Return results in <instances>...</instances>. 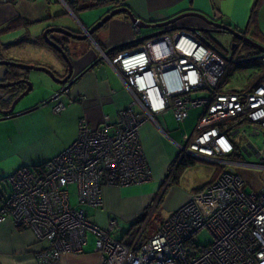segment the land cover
Masks as SVG:
<instances>
[{
  "label": "built area",
  "instance_id": "obj_1",
  "mask_svg": "<svg viewBox=\"0 0 264 264\" xmlns=\"http://www.w3.org/2000/svg\"><path fill=\"white\" fill-rule=\"evenodd\" d=\"M132 30L135 39L141 29L132 23ZM254 59L264 66V54ZM241 60L211 48L202 32L182 28L112 55L107 61L130 95L127 104L114 119L104 115L98 125L81 117L77 136L66 149L7 177L11 189L0 204V222L29 229L47 244L36 253L37 264H59L63 255L83 253L88 232L100 264H264V187L244 191V179L233 168L250 165L235 161L243 151L264 169V76L250 87L225 83L230 61ZM61 96L53 100L55 114L67 106ZM195 107L202 112L193 132L176 143L174 164L187 155L220 170L151 236L139 240L140 233L126 244L113 237L116 218L99 225L84 209L70 206L69 184L76 185L80 204L97 207L104 188L149 181L141 128L153 121L164 133L158 116L171 112L179 125ZM259 136L261 146L255 147ZM202 230L212 236L207 245L196 244Z\"/></svg>",
  "mask_w": 264,
  "mask_h": 264
},
{
  "label": "crops",
  "instance_id": "obj_2",
  "mask_svg": "<svg viewBox=\"0 0 264 264\" xmlns=\"http://www.w3.org/2000/svg\"><path fill=\"white\" fill-rule=\"evenodd\" d=\"M255 2L256 0H0V30L3 29L0 32V54L7 60L22 61L24 53L17 49H34L35 53L29 51L28 57L38 58L41 60L40 65L50 68L56 74H62L65 68L63 58L57 50L43 41V31L48 27L88 29L110 10L121 6L129 8L135 17L150 22L162 21L186 11H197L211 20L264 38L258 10L253 17ZM129 21L125 14L111 18L103 31L98 33V41H103L105 46L130 41L133 30ZM181 21L183 25H204L197 17H186ZM98 53L99 50L93 45L85 54L73 58L75 73L88 66ZM14 72L19 77L32 81L34 91H40L39 87L35 88V85L40 84H36L28 70L16 68ZM44 78L45 87L41 91L47 93L35 102H23L15 113L36 108L0 120V204L11 189L7 177L20 166L36 167L56 156L75 140L81 117L98 125L106 114L114 119L116 111L130 99L113 68L105 60H100L61 96L67 106L59 114H55L52 112L53 101H45L59 90L60 85L48 74ZM191 111L196 112L191 123L193 126L191 131L185 132ZM201 112L200 107L191 108L179 125L171 117L181 127L178 133L175 131L177 128L169 126L165 121L168 113L156 118L164 133L153 121L145 123L140 131V139L151 171L150 180L140 185L104 188L101 205L95 207L84 204L87 216L99 225H105L110 218H116L118 229L124 231L116 238L130 244L132 233L136 229L132 225L138 215L143 212L150 214L149 220L145 222L147 224L157 207L165 209L166 214L159 218L157 228L179 205L214 179L220 166H216L210 178L201 181L196 187H182L181 170L171 167L176 156V143H182L183 135L193 132ZM191 158L194 161H205L202 158ZM46 245L45 242L38 241L31 230L16 227L9 220L0 222V264H37L36 253ZM100 258V253L94 250V236L88 232L83 253L63 255L59 264H100Z\"/></svg>",
  "mask_w": 264,
  "mask_h": 264
},
{
  "label": "rangeland",
  "instance_id": "obj_3",
  "mask_svg": "<svg viewBox=\"0 0 264 264\" xmlns=\"http://www.w3.org/2000/svg\"><path fill=\"white\" fill-rule=\"evenodd\" d=\"M258 17L261 21V28L262 30H264V3H262V5L258 8ZM176 30V29H174ZM146 32H150L149 29H142V33L138 34L136 36L135 39H137L138 37H141L142 35H144ZM247 36H249L251 39H253L254 41L259 42L260 44L264 45V38H260L257 37L256 35H252V33H246ZM204 41L207 42V44L211 47L214 48L216 51L220 52L223 56H226L229 59H233L235 60L236 58H239L237 56H239V51L240 49H230V44L233 40V36L231 34H226L223 32H213L210 33L209 35L204 34L203 35ZM134 40V39H131ZM17 51H23V59H21L22 61L20 62H24L26 64H30V65H40L41 60H39L38 58H33V57H28L27 54L30 51L31 53H35L34 49H17ZM249 51V50H248ZM251 56L250 59L256 57L255 55V50L251 49ZM32 55V54H30ZM232 56V57H230ZM234 56V57H233ZM240 62H238L239 64ZM256 63H258V61L253 60L251 62L248 63L249 66H245V67H241L240 65L230 61L229 64V69H228V73L226 75L225 78V83H232V85L234 86V88H244L248 85L249 83V77L254 75L257 71L256 68ZM261 63V62H260ZM261 69L262 72H264V66H262L261 64ZM28 72L31 74V78L34 79V81L36 82V84H40L35 85V88L39 87L40 91H34V86L33 89L31 90V92L28 94V96L24 99V103L28 102L32 103L35 102L36 100H38V98L42 97L43 94H46L47 92L45 91H41V88L45 87V83L43 81V79H45L44 77H46V73L41 71V70H34V69H28ZM253 77V76H252ZM32 82V81H31ZM33 85V82H32ZM32 99V100H31ZM62 100V98H61ZM201 110V109H200ZM191 115L190 118L188 120V124L186 123L185 125V132H189L192 129L193 124V117L195 115V111H191ZM172 114L171 112L168 113V115L165 116V121L168 123L169 126H174L175 131L180 132V128L178 127L175 122H173L172 120ZM182 126V125H181ZM182 130V129H181ZM182 130V132L184 131ZM261 139L262 136H259L257 139L254 140L255 142V147H260L261 146ZM235 140H237V138H235ZM236 162L239 163H246V164H250L249 166H234V170L240 174L242 176V178L244 179L245 182V188L244 191L249 192V191H256L262 187H264V169L255 167V164H258V160L256 159V157L254 155H248L245 152H241V154L239 156H237L235 158ZM174 165H172L173 167ZM216 166H218L215 163H210L207 161H202V160H195L194 165L192 166H188L184 169L181 170L182 172V178H181V186L182 187H196L201 181H206L210 178V176L214 173V171L216 170ZM68 191H69V201H70V206H72L73 208H82V209H87L86 206H84V204H80L77 200V189H76V185L75 184H69L67 187ZM153 207H150V211L152 210ZM166 214V210L162 209L159 207H157L155 209V214L151 215L152 219L150 220V222H148L147 224L145 223L147 220H149V216L150 214H148L146 216V220L139 226H134L137 230L136 231V236L135 239L140 235L139 240H144L147 237L151 236L154 232V229L156 228V224L157 222L160 220L159 218L165 216ZM145 224V225H144ZM119 227V224H118ZM133 227V228H134ZM118 230V231H117ZM134 230V231H135ZM124 231L122 229H116V231L113 234V237H119ZM134 239V240H135ZM212 241V236L211 234L207 231V230H202L200 231L197 236H196V244L197 245H207ZM133 242V241H132Z\"/></svg>",
  "mask_w": 264,
  "mask_h": 264
},
{
  "label": "water",
  "instance_id": "obj_4",
  "mask_svg": "<svg viewBox=\"0 0 264 264\" xmlns=\"http://www.w3.org/2000/svg\"><path fill=\"white\" fill-rule=\"evenodd\" d=\"M120 14H125L130 19V21L134 23L136 26H138L139 28L154 29V31L144 34L141 37H138L137 39L130 40L127 42H122L116 45H112L106 50V54L113 52L115 50H118L126 45L132 44L134 42L146 40L151 37L163 34L165 32L173 31L174 29H178V28L186 29L189 31H200V32L211 31V32L229 33L233 35L234 37H236L237 39H239L240 41L246 44H249L250 46L255 48L257 52H259L260 54H264V45L246 36L244 34V31H239L235 28H232L229 25L211 20L205 14L197 12V11H186L178 15H175L171 18L162 20V21L150 22V21H145V20L135 17V15L127 7H124V6L116 7L110 10L100 20H98L94 25H92L87 31L88 34H92L96 30L101 28L108 20ZM186 17H197L201 19L204 23L209 25L210 28L199 27V26H194V25L171 26L172 24ZM49 32L66 34L78 40H83L87 37L86 34L79 35L77 33H73L72 31L64 27H48L47 29L43 31L42 37L46 39V41L61 54V56L63 57V60L66 63L67 70H65L66 72L62 77L57 76L53 70H51L50 68L46 66L30 65V64H26L20 61L0 59V89L13 87L21 83L26 86V88L21 93H19L17 96H15L16 93H13V94L8 93L6 96L0 98V101L2 103L10 102V106L7 109L2 108V106L0 105V120L7 119L13 116H17L19 114L28 112L32 110L33 108H36V107H32L30 109H25L23 111H19L15 113L14 110L16 109V106H18L20 103L21 104L23 103L22 101H24V99L28 96V94L33 89V85H32V82L27 79H17L15 81H6V77L9 72V67L19 68V69H24V70H28V69L41 70L47 73L58 85H60L59 90L56 91L52 97H50L49 99L45 101L46 103H49L53 101L58 95L65 94L70 89L72 84L83 74V72L88 71L89 69L95 67L98 61H100L99 59L97 61L90 63L87 67L84 68V70L80 71L78 75L75 74L74 62L67 56L65 51L53 39L48 37ZM244 60H248V59H244Z\"/></svg>",
  "mask_w": 264,
  "mask_h": 264
},
{
  "label": "flooded vegetation",
  "instance_id": "obj_5",
  "mask_svg": "<svg viewBox=\"0 0 264 264\" xmlns=\"http://www.w3.org/2000/svg\"><path fill=\"white\" fill-rule=\"evenodd\" d=\"M109 21V20H108ZM107 21V22H108ZM107 22L101 27L99 28L98 30H96L95 32H93L92 34H88V29H84V30H71L69 29L70 31H72L73 33H77L79 35H83V34H86L87 37L83 40H78V39H74L72 38L71 36H68L66 34H60V33H56V32H49L48 33V37L53 39L64 51L65 53L67 54V56L73 61V58H75L76 56H81L83 54H85L89 49H92V46H96V48L99 50V53L97 54V56L92 60V62L94 61H97V60H105L106 62L107 59H110L111 55L113 52H110L108 54H106V50L110 47V46H105L103 44V41H98V33L100 31H103L105 25L107 24ZM130 22V25L132 26V22ZM182 21L179 20L177 21L176 23L172 24L171 26H182L183 24L181 23ZM202 27H205V28H210L209 25H207L206 23H204V25ZM141 29V28H140ZM142 31V29H141ZM203 35L206 34V35H209L210 33H213L211 31H202ZM225 33V32H223ZM52 34H56V36H52ZM226 34H229V33H226ZM244 34L247 36L246 34V30L244 31ZM233 36V35H232ZM249 37V36H248ZM43 41H45L46 43H48L46 41V39H44L42 37ZM144 40L142 41H139V42H143ZM231 44L229 45L230 46V49H240L239 51V59L242 57L241 55L247 50V49H244V42L240 41L239 39H237L236 37L233 36V40L230 41ZM49 44V43H48ZM134 46H132L131 48L129 49H133L135 48V46H137L138 42H135V43H132ZM50 45V44H49ZM131 45V44H130ZM249 45V44H248ZM53 47V46H52ZM54 48V47H53ZM55 49V48H54ZM255 52H257L256 49H254ZM58 52V51H57ZM59 53V52H58ZM60 54V53H59ZM61 55V54H60ZM62 57V56H61ZM63 58V57H62ZM0 59H4V57L0 54ZM64 61V60H63ZM91 62V63H92ZM64 65H65V69L64 70V73L62 74H56L57 76H60L62 77L64 74H65V70H67V67H66V63L64 61ZM87 67V66H86ZM14 67H9V72L7 74V77H6V81H15L17 79H26L24 77H19L17 75V72H14ZM84 70V68L82 69ZM81 70V71H82ZM80 72V71H79ZM78 72V73H79ZM86 72V71H85ZM83 72V74L85 73ZM78 73H75L78 75ZM82 74V75H83ZM81 77V76H80ZM79 77V78H80ZM78 78V79H79ZM26 88V86L24 84H18V85H15L13 87H9V88H5V89H0V98L6 96L8 93H16L15 96H17L19 93H21L24 89ZM24 102V101H22ZM0 105L2 106V108L4 109H7L9 108L10 106V102L9 103H2L0 101ZM21 105V103L16 106V109ZM15 109V110H16ZM14 110V111H15Z\"/></svg>",
  "mask_w": 264,
  "mask_h": 264
},
{
  "label": "trees",
  "instance_id": "obj_6",
  "mask_svg": "<svg viewBox=\"0 0 264 264\" xmlns=\"http://www.w3.org/2000/svg\"><path fill=\"white\" fill-rule=\"evenodd\" d=\"M262 3H264V0H256L255 6L253 8V17L255 15V13L257 12L258 8L262 5ZM2 30H0V32ZM132 46H134V45L131 44V45H128V46H124V47H122V48H120L118 50H115V51H113L112 55H114L115 53H117L119 51L127 50V49L131 48ZM244 49H247V50L241 55L242 56L241 58H243V61H240L239 64H238V62H234V63L240 65L241 67H245V66H249L248 63L251 62V61H253V60L258 61V63H256L257 71H256V73L254 75H252L253 77L252 76L249 77V80L250 81H249L248 85L246 86V87H250V86H253V85H255L256 83H258L260 81V79L262 78V76H264V72H262V70H260L262 67H261V63H260V60L259 59H254V58L250 59V57L253 56V55H251V51L250 50L251 49H255V48H253L252 46H250V45H248V44L245 43L244 44ZM258 53L259 52H255V55H257ZM244 59H248V60H244ZM194 162L195 161L191 157H188L187 155H185V156H183L180 159V161H179V163L177 165H175L174 164V161H172L171 167H172V165H174V167H175L174 169L182 170V169H184V168H186L188 166L193 165ZM146 216H147L146 212L145 213L143 212L141 215H138L136 217V220H135V222L133 223L132 226H139V225H141L146 220ZM136 231L137 230H135L132 233V241L135 239Z\"/></svg>",
  "mask_w": 264,
  "mask_h": 264
},
{
  "label": "clouds",
  "instance_id": "obj_7",
  "mask_svg": "<svg viewBox=\"0 0 264 264\" xmlns=\"http://www.w3.org/2000/svg\"><path fill=\"white\" fill-rule=\"evenodd\" d=\"M135 43V42H134ZM130 45V44H129ZM126 46H128V45H126Z\"/></svg>",
  "mask_w": 264,
  "mask_h": 264
}]
</instances>
